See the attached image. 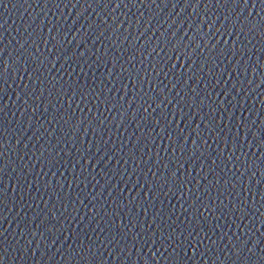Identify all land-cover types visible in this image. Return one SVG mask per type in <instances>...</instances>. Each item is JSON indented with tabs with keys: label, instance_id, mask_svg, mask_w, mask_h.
<instances>
[{
	"label": "water",
	"instance_id": "obj_1",
	"mask_svg": "<svg viewBox=\"0 0 264 264\" xmlns=\"http://www.w3.org/2000/svg\"><path fill=\"white\" fill-rule=\"evenodd\" d=\"M264 0H0V264H261Z\"/></svg>",
	"mask_w": 264,
	"mask_h": 264
},
{
	"label": "snow or ice",
	"instance_id": "obj_2",
	"mask_svg": "<svg viewBox=\"0 0 264 264\" xmlns=\"http://www.w3.org/2000/svg\"><path fill=\"white\" fill-rule=\"evenodd\" d=\"M261 264H264V261H262Z\"/></svg>",
	"mask_w": 264,
	"mask_h": 264
}]
</instances>
